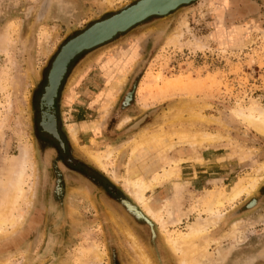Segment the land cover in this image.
<instances>
[{"label":"rangeland","instance_id":"obj_1","mask_svg":"<svg viewBox=\"0 0 264 264\" xmlns=\"http://www.w3.org/2000/svg\"><path fill=\"white\" fill-rule=\"evenodd\" d=\"M136 1L51 0L49 12L41 16L44 0H0V190L23 149L35 165L26 175L30 204L20 201L26 207L23 219L0 239L3 264H133L132 242L118 230L119 220L160 264L150 227L134 217L125 200L155 223L166 264H180L170 241L187 232L198 215L207 217L216 194L225 203L219 207L223 219L205 236L214 239L209 246L213 264H264V177L251 195L225 197L236 180L256 175L264 161V133L242 117L264 109V0H196L149 17L74 59L78 50L69 54L51 109L56 113L57 108L58 126L69 145L59 157L58 144L47 132L58 136L57 119L47 118L45 96L40 108L57 61L80 32L112 20L104 18ZM178 27L180 39L172 41L170 34ZM131 64L121 87L120 70ZM131 90L133 98L125 103ZM126 116L130 120L121 125ZM70 123L79 128L76 139ZM147 127L172 132L175 140L181 130L216 136L196 145L178 143L144 160L158 172L176 173L147 191L152 206L162 209L154 219L123 186L133 140L123 153L106 156L102 167L86 153L91 148L105 154L109 145ZM44 142L56 149L50 151ZM69 157L76 163H68ZM167 196L177 210L172 221L161 225ZM254 200L256 205L248 207ZM239 220L245 237L224 236Z\"/></svg>","mask_w":264,"mask_h":264},{"label":"bare ground","instance_id":"obj_2","mask_svg":"<svg viewBox=\"0 0 264 264\" xmlns=\"http://www.w3.org/2000/svg\"><path fill=\"white\" fill-rule=\"evenodd\" d=\"M44 1L45 2H42L44 4L40 5L42 6L40 7L41 16L44 15L46 12H49L50 5L52 4L51 0H44ZM107 1L111 2L112 0H107ZM179 1L181 0H143L142 2L134 5L133 7H130L128 10H125L124 12L120 11L121 12L120 13L118 11L104 18L107 20L112 16H114L112 20L102 21L100 23H98L99 20L96 21L98 24L95 27H93L91 30H89L94 25L92 23L93 25L87 27L85 30L80 32L76 36V38L74 36L75 39L72 38L74 40L66 46L65 52L58 59L56 70L51 78L49 85H46L40 100V108L44 96L47 106L50 108L46 112L47 118L50 121H55L57 119L58 137H60V131L58 127V117L56 116L57 111L55 113L51 111V109L54 107L56 94L58 96V90H59L58 84L60 80V74L63 67L68 63V55L75 53L77 50L81 49L86 45L93 44L99 40H102L114 34V32H116L120 28H126L127 26L132 24V22H134L135 20L139 18H143L152 12H165L169 10L173 5L177 4V2ZM180 35H181V30L180 27H178L174 31H172V33L170 34V39L172 41L179 40ZM70 40H68L67 42H69ZM66 43H64L62 47ZM60 50L58 51L56 56H58ZM131 66L133 67V64L129 65L128 69L124 71L120 70L121 72L119 74V81H121L120 82L121 87H123V84L127 80V73L129 72ZM49 72L50 73L47 83L49 82V78L52 70ZM252 108L253 107H251V110L253 111L254 109ZM240 112H241L240 114H242L241 110ZM250 113L249 111L248 113L245 114L243 112L242 117L245 118L248 124H250L251 126L255 127L257 130L264 133V124L262 122L264 120V109L261 108L260 111L258 112L259 114H257L256 116ZM129 118L131 117L129 116L124 117L123 120L120 122V124L123 125L124 123H126V121L130 120ZM40 124L42 129H44L42 126V120H40ZM68 125H69L68 128L71 131L72 136L76 139L79 135V128L73 126L71 123ZM171 133L167 131L154 132L149 128L148 130L142 129L139 131L138 134L136 133L137 136L134 135L131 136L130 138H126L124 140L114 142V144L112 145H109L108 150H106L105 154H103L97 149H91V148H88L86 152L87 155L92 160H94L99 166L102 167L105 165L104 158L106 156H110L113 151H119L123 153L126 143H128L130 140H133V143L131 145L132 148L128 153L129 162L128 161L126 162V164L128 163V165H126V167H128V170L126 168L127 174L126 176L123 177L122 180L123 186L125 187L126 191L130 194V196L153 219L159 212L162 211V209L161 208L156 209L152 206L150 200L148 199L149 197L147 196V191L150 188L155 189L159 181L163 179L164 176H167L170 173L171 174L173 173L172 175H175L176 173H174L172 169H171L172 172H170V170L167 168H164L162 172L160 171L158 172L156 171V167L152 168L151 166L150 167L144 166L143 164L144 160L150 154H154L155 152L163 153L167 148L174 146L175 144L178 143H184V142L191 143L190 141H192L195 144L196 142L198 143L199 141H201V138H203L202 141L203 140L205 141V139L211 141L212 139H214V137L216 139V136H214V134L212 135L207 132L201 133L199 131L181 130L179 132L174 133L175 137L177 138V140H175L173 139V134ZM33 162L34 161L31 160L30 151L23 149L19 160L15 164L11 178L6 184L3 185V187L0 190V239L4 238L7 235V233H9L8 230L10 228L11 229L15 228L16 225L22 221L23 214L26 210L24 208L26 207L23 208L20 205L21 204L20 201H23L26 204V206L30 204V198H31L30 195H31L32 187L30 185L29 191H27L25 190V184L27 183L26 175L28 168H34L35 166ZM263 177H264V161L260 165V168L258 169L256 175H251L246 179L239 178L238 180H236L234 184L227 190V194L225 195V197H227L228 200L232 201L237 199L244 193L250 194L257 187V185L259 184L260 180ZM113 178L117 180L119 179V175L115 172L113 173ZM166 198L167 199L165 200L163 206L167 208V217L165 218L162 217L160 221L161 225L169 221H172L173 216L177 210L175 203L173 202L174 199H172L173 197L170 198L167 196ZM224 200L225 198H223V195L221 194L214 195L213 200L212 201L209 200L210 202H208L209 204L207 206V212H208L207 217H204L203 215H198L195 220L187 224V232L177 235L174 239H172V241H170V245L172 249L180 256V264H213L216 261L215 258L213 257L212 252H210L209 250L211 241H213L214 239L208 240L205 239V236L209 232H211L212 230L211 228L213 226L217 225L221 221V219H223V213L220 211L219 207L221 205H224L225 203ZM126 225L127 224H125L124 222H120L119 220L118 230L122 233L124 240L127 241L130 240V242H132V246L129 243V246L132 247V249L129 247L132 250V252L130 251L129 252L133 253L132 263L154 264L152 262L151 257L148 255L144 246L142 245V242L140 243L138 241L137 237L132 233L130 228ZM243 226L245 225L241 223V220L236 222L234 221V223L231 225V227H229L230 229L226 232V234H224V236L230 234L236 241L242 240L245 237V235L243 234V230H244L243 228L245 227ZM0 264H3L2 260H0Z\"/></svg>","mask_w":264,"mask_h":264},{"label":"water","instance_id":"obj_3","mask_svg":"<svg viewBox=\"0 0 264 264\" xmlns=\"http://www.w3.org/2000/svg\"><path fill=\"white\" fill-rule=\"evenodd\" d=\"M142 1H143V0H137V1L134 2V3L127 4V5H125L123 8L119 9L118 11H119V12H120V11H121V12H124L125 10H128L130 7H133L134 5H136V4H138V3L142 2ZM193 1H196V0H181V1L177 2V4L173 5L169 10H167V11H165V12H152V13L146 15V16L143 17V18H139V19L135 20L134 22H132V24H130V25L127 26L126 28H120V29H118L116 32H114V34H112V35H110V36H108V37H106V38H104V39H102V40H99V41H97V42H95V43H93V44L86 45V46L82 47L81 49H79V50L75 53V55L73 56V59H74L79 53H81L82 51H84V50H88V49H91V48H93V47H95V46H98V45L101 44V43H104V42H106V41L112 39V38H113L114 36H116L118 33H120V32H124V31L130 29V28L133 27L134 25H136V24H138V23H140V22H142V21L148 19L149 17H152V16H164V15H167V14H169L170 12H172V11L178 9L179 7H181V6H183V5H186V4H189V3L193 2ZM131 5H132V6H131ZM118 11H116V12H118ZM121 12H120V13H121ZM114 13H115V12H114ZM111 18H113V16H112ZM111 18H110V19H111ZM56 57H57V56H56ZM56 57H55V59H56ZM55 59H54V61H53V63H52V66H54ZM52 66H51L50 71H51L52 68H53ZM49 73H50V72H49ZM48 77H49V75H48ZM134 86H135V85H134ZM58 94H59V93H58ZM133 94H134V91H133V90H131V91H129V92L127 93L126 98H125V103H129V102L132 100V98H133ZM139 123H140V122H139ZM40 125H41V124H40ZM43 130L47 131L46 128H44ZM47 132L51 133L52 135H54V136L57 137L58 139H61L60 137H58L57 135H55V132H52V131H49V130H48ZM124 203L126 204V206L129 208V210L133 213L134 217H135L138 221H140V222H142V223H144V224H147V225L150 227V229H151V236H150V238H151V241H152L153 249L155 250V253H156V255H157L158 259H159L160 264H166V261H165L163 255H162V248H161V245H160V241H159L158 233H157V230H156V227H155V223H154V222H153L148 216H146V215L143 213V211L138 207V205H137L136 203L132 202L131 200H125ZM256 203H257V201L254 200V201H252V202H250V203L248 204V207H253L254 205H256Z\"/></svg>","mask_w":264,"mask_h":264},{"label":"flooded vegetation","instance_id":"obj_4","mask_svg":"<svg viewBox=\"0 0 264 264\" xmlns=\"http://www.w3.org/2000/svg\"><path fill=\"white\" fill-rule=\"evenodd\" d=\"M56 111H57V108H56ZM57 117H58V114H57ZM59 131H60V138L61 139H58L57 137H55L51 133L50 134L53 136L54 141L58 144V151H59V154H60L59 157H61L65 153H67V151L69 150V145H68V142L65 139L63 133L61 132L60 127H59ZM44 143H49L48 145H49L50 151L53 150V149H56V147L53 144H51V142H44ZM55 151L57 152V150H55ZM68 161H69L68 163H70V164L76 163V161H74L72 157L71 158L69 157ZM77 164H78V162H77Z\"/></svg>","mask_w":264,"mask_h":264}]
</instances>
